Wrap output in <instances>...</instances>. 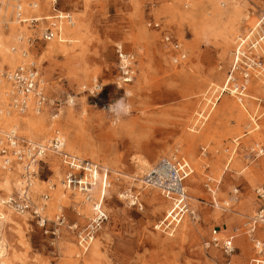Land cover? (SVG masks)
<instances>
[{
	"label": "rangeland",
	"instance_id": "1",
	"mask_svg": "<svg viewBox=\"0 0 264 264\" xmlns=\"http://www.w3.org/2000/svg\"><path fill=\"white\" fill-rule=\"evenodd\" d=\"M50 1L47 11L42 7L26 18L43 20L54 15ZM222 1L57 0L52 4L54 10L71 15L72 30L77 27L72 40L63 42V49L54 40L34 42L35 34L39 37L40 30L52 27L46 19L37 27L27 24L29 31L20 30L21 44L29 54L27 64L37 65L48 103L41 112L43 127L16 133L39 143L52 139L57 129L65 140V152L106 168L110 177L104 197L108 221L95 238L99 255L91 259V247L81 255L74 233L67 228L61 227L55 239L30 214L17 215L19 211L13 210L10 221L0 220V243L6 249L0 264H73L70 252L81 255L76 259L80 264H222L220 249L207 246L213 228L232 236V243L235 238L236 264H248L255 257L252 239L264 242V227L255 229L251 238L246 224L257 208L254 190L264 187V157L249 155L255 144L264 147V104L253 101L261 98L258 83L250 87L243 107L223 95L208 112L201 108L207 93L224 80L235 38L252 24L263 3L251 0L255 7L249 0H227L221 7ZM235 2L242 20L227 41L225 30ZM10 25H0V31L10 34L20 29ZM165 36L179 43L184 60L174 63L176 53ZM116 45L134 57V78L121 86L117 85ZM17 66L5 67L4 72L12 73ZM94 82L102 86L97 105L84 91ZM7 83L8 78L3 86ZM71 99L73 105L68 103ZM28 113L18 114L25 117ZM40 131L46 135L40 136ZM179 157L192 169L185 191L193 215L185 217L168 236L154 227L170 202L147 187L143 177L158 160ZM141 161L148 164L143 173L138 169ZM16 165L0 168V198L18 196L14 182L21 177L15 172ZM38 167L28 196L40 204L42 196L48 195L44 210L48 229L57 214L68 225L84 227L91 213L83 216L52 194L51 187L56 188L65 174L60 158L47 154ZM129 192L138 196L142 210L125 201L124 194Z\"/></svg>",
	"mask_w": 264,
	"mask_h": 264
},
{
	"label": "built area",
	"instance_id": "2",
	"mask_svg": "<svg viewBox=\"0 0 264 264\" xmlns=\"http://www.w3.org/2000/svg\"><path fill=\"white\" fill-rule=\"evenodd\" d=\"M256 1H261L263 7L257 8L253 21L254 28L250 31L246 30L237 37L230 53L232 60L226 70L220 90L217 91V94L219 93L218 97L224 94L234 98L238 104L244 102L250 93L249 91H251L250 87H254V82L255 84L258 82L257 88L261 91V98L255 97L253 101L257 102L258 105L264 104V0ZM249 2L255 6L253 1L249 0ZM16 14L18 20L21 21V13L17 11ZM37 23V19L32 17L30 24L37 27ZM155 26L158 27V25ZM52 37L53 33H51L50 29L40 30L39 37L35 35L34 42L42 41L46 43ZM164 40L171 45L176 53L174 63L185 59V55L180 51L177 41L172 40L169 36H165ZM115 52L119 62L117 85L129 84L135 75L133 68L134 57L125 53L121 45L115 46ZM8 82H10L11 88V106L17 113L23 114L28 109L30 102L39 110H42L48 103V98L41 87L40 74L35 63L17 66L10 73ZM95 85H98V87ZM84 91L93 98L95 105L100 104L102 86L94 82L90 87H84ZM216 103L217 101L214 102V104ZM210 107L213 108L214 105ZM57 137L58 135L56 134L49 144L40 145L25 140L15 130H11L4 136V143L0 141V168L5 170L8 167L10 169L14 164H18L21 166L24 175L27 173V175H33V173L36 174L38 172V163L42 158L47 154H52L58 156L65 167L64 181L67 187H77L78 191L83 192L94 185L100 184V177L103 176L102 189H105L104 183L106 176H109V171L102 169L97 163L92 164L82 161L77 156L68 154ZM249 155L253 158L264 157V149L254 146L251 150L249 149ZM31 167H34V169L30 170ZM190 174L191 170L185 159L162 158L144 175L143 183L147 187L158 190L161 196L170 202L164 217L154 227L156 230L165 234H172L185 217L193 215L187 204L188 198L184 186V182ZM95 175L96 178L99 177V180H96ZM108 188L109 186L106 189L108 190ZM254 194L259 202V207L246 224L249 236L253 235L257 226L264 225V188H256ZM42 197V204H34L30 197L26 196L20 202L18 201L19 203L12 200V206L19 212L30 214L32 218L37 220L38 226L44 230V233L51 235L55 239L60 236L61 227L67 228L74 233L77 244L83 251L87 250L90 241L97 236L100 229L108 221V214L103 206L104 204L94 202L92 204L94 209L92 210L91 218L87 219L84 227L78 228L77 224L68 225L65 217L62 214H57L52 222L53 227L49 230L46 225V217L44 216L48 195H43ZM125 201L128 202L130 207L142 210V204L139 202L138 196L133 193L130 197L125 198ZM252 240L254 242L255 257L248 264H264V248L259 244V240ZM207 246L220 249L226 258L224 264L231 263L235 247L230 238L219 240L216 237H212Z\"/></svg>",
	"mask_w": 264,
	"mask_h": 264
},
{
	"label": "bare ground",
	"instance_id": "3",
	"mask_svg": "<svg viewBox=\"0 0 264 264\" xmlns=\"http://www.w3.org/2000/svg\"><path fill=\"white\" fill-rule=\"evenodd\" d=\"M28 1H30V2H28ZM28 1H24V0L23 1H21V0H0V25L8 26V24L9 25L11 24L13 26H18L20 28L19 30L18 29L16 30L15 28H13L15 30L10 34H5V33L0 31V141L2 143H3V137L5 134V131L8 129H10V131L11 130L16 131V130L22 129L25 132L26 131L32 132L33 130L34 131L39 130V128L43 127L42 126L43 121L41 120V119H43V117L41 116V112L43 109L42 110L36 109L33 106L32 102H30L28 109L24 112V113L29 112L28 115L25 117H23L24 115L20 116L18 113L12 111L14 109L11 106L12 100H10V98H9L10 97V91H11L10 84L7 83L8 84L7 86H3L4 80L9 77V73H10V72L9 73L4 72L5 67H7V69L9 68L11 70L17 64L19 66L20 65H27V59L29 58V54L26 53L24 46L21 44L22 39H23V33L20 30L25 29L27 31L29 28L27 26V24L30 27L33 26V24H30L31 18H26V17L30 13L41 11L42 7H44L46 9V11L48 9V2H47L48 0H40V2H36L37 0L36 1L28 0ZM56 1L57 0H51L49 2V4L51 3V6H52L51 9L52 10H54V8H53L54 5H52V4H55ZM225 1H227V0H223L220 3L221 7L225 6ZM238 5L239 4L236 2L232 5L233 10L231 12L229 26H228V29L225 30V38L227 39V41H231V37H233L236 34V32L239 29L240 24H241L240 21L242 20V18H241V16L239 17L240 11L238 10ZM17 11L21 13V21L18 20V18H17V14H16ZM52 12L54 13V15H52V16H54V19L56 21H61L62 24L66 25L68 27L73 25V19H72L71 15L65 14L62 12H57L56 10L52 11ZM13 14H14V20H11ZM66 18H68V20H66ZM243 18H244L243 19L244 21H249V17L243 16ZM44 19L50 21L49 23L52 25L51 28H46V29H50L51 33H53V37L51 38L50 41L54 40L55 43H58L60 45L61 49H63L64 48L63 42H68V41L72 40L71 36L76 33L77 27L74 26L73 30H72V28L60 27L62 24L61 25L56 24V22L53 21L51 16H45ZM253 21H252V24H250L248 26V28H246V30L250 31L251 29L254 28ZM17 22L19 23V25ZM37 22H43V20L38 18ZM20 24H26V26L20 25ZM246 30H244L238 36L242 35ZM36 32H37V30L35 31V33ZM237 37L234 40L233 47L236 43ZM231 60H232V58L230 57V61ZM31 63H34V62H31ZM95 86L98 87V85H95ZM41 87L43 88V85H41ZM218 90H220V87H217V89H213V90H211L210 93L209 92L207 93L209 96H207L206 99H204L205 104L203 105L201 110L208 112V110L210 109L209 108L210 106H213V105L216 106V104H214L215 101H219L222 99L224 94H222L221 96L218 97V95H219V93L217 94ZM68 103H69V105H73V103H74L73 99L69 100ZM240 105L243 107L242 103ZM244 110H245V108H244ZM199 115L200 114H198V116ZM249 117L254 122V119L251 118L250 115H249ZM55 118H57V115L51 117L52 120H54ZM53 122L50 123V126H52V128L54 126L52 124ZM254 130H257V129H254ZM10 131H8L6 133H9ZM44 132L45 131H43V132L40 131L39 135L40 136L46 135ZM59 132L60 131L57 129L54 130V134L58 135L57 138L62 142V145L64 148V141L65 140L60 135ZM50 140L51 139H48V140H46L47 142H39V143H34V144L45 145V144H49ZM254 146H257V144H255ZM259 148L264 149V147H261V146ZM70 150H72V149H70ZM79 159L82 161L89 162V161L81 159V158H79ZM89 163L93 164V162H89ZM147 166H148V164L146 162L141 161L139 163L138 169L141 173H143L144 170L147 168ZM33 169H34V167L30 168V170H33ZM102 169L105 170L106 168L102 167ZM21 170H22L21 166L16 165V171L15 172L17 173L18 176L21 177L20 179H17L14 182V186L16 187V192H17L18 196L10 197V198L9 197L0 198V220L10 221L12 215L14 214L13 210L17 211V209H14V207L12 206V200L20 202L21 199L26 198V196L29 197L28 196L29 190L27 189L28 186H32V187L35 186V184H34L35 182L32 181V178L35 176V173H33V175H31V174L27 175L28 173L26 175H23L24 172H23V174H21ZM35 171H36V168H35ZM8 173H9V171L4 173V175L7 176ZM95 178H96V175H95ZM102 178H103V176L100 177V184L94 185L93 187L88 188V190H85L82 192V191H78L77 187H75V188L73 186L67 187L65 184V181H64V177H63V180L59 179L56 188L51 187V189H53L52 194L55 195V198L57 201L61 202L64 205L73 206L74 208H76V210L80 214H83L87 217V215L90 214L92 212V210L94 209V207L92 206V204L94 202L101 203L102 205L104 204V197H105L106 190H107L106 188L108 187V179L110 177L108 175L106 176V179H105L106 181L104 183L105 189H102ZM97 179L99 180V177L96 178V180ZM3 185H4L3 186L4 189L7 191L8 185H9L8 177H5V183H3ZM32 187H29V188H32ZM151 189H153V188H151ZM95 190H96V193H94ZM154 190H156V189H154ZM209 192H210V190H209ZM130 196H131V194H125L124 198H126V197L128 198ZM147 200H149L150 202H153L151 198H147ZM42 202L43 201L41 200L40 204H42ZM20 214H24V213L23 212L17 213V215H20ZM179 225L180 224L177 225V228ZM101 229H100V231H101ZM172 235H173V233L171 235H168V236H172ZM96 237L97 236H95V238ZM95 238L90 241L88 248H87V250H88L90 245H91V249L89 251V257L91 259H94L95 257H97L99 255V250H100L99 240H95ZM251 238H252V236H251ZM230 239L232 241V238H230ZM259 244L261 246H263V248H264V242L259 241ZM76 246H77L79 253L81 255H84L87 252V250L83 251L81 249V247L78 246V244ZM5 253H6V249L4 248V246L1 242L0 243V257L3 258ZM80 254L78 256L76 254L72 256V252L69 253L70 259L72 260L73 264H80L81 261L76 260V259H79ZM263 257H264V252H263ZM230 264H235V263L232 260Z\"/></svg>",
	"mask_w": 264,
	"mask_h": 264
},
{
	"label": "crops",
	"instance_id": "4",
	"mask_svg": "<svg viewBox=\"0 0 264 264\" xmlns=\"http://www.w3.org/2000/svg\"><path fill=\"white\" fill-rule=\"evenodd\" d=\"M56 4V3H55ZM52 11H55V10H52ZM50 15V14H49ZM43 17V16H42ZM51 17H52V19H54V16H52L51 15ZM44 20V19H43ZM55 20V19H54ZM45 21V20H44ZM55 22V21H54ZM60 23V24H59ZM56 24H58V25H61L62 23H61V21H56ZM73 25H74V21H73ZM73 25L72 26H70V27H68V26H66V25H64V24H62L60 27H63V28H72L73 27ZM29 27V26H28ZM28 40H31V38L30 37H28L27 39H26V41L28 42ZM42 82V81H41ZM43 85V84H42ZM257 86V85H256ZM43 90H44V88H43ZM179 158H183V159H185L184 157H179ZM186 160V159H185ZM159 161V160H158ZM186 162H187V160H186ZM188 163V162H187ZM155 165V164H154ZM153 165V166H154ZM188 165H189V163H188ZM189 167H190V165H189ZM9 169V168H8ZM150 170V169H149ZM148 170V171H149ZM190 170H191V174H192V169H191V167H190ZM190 174V175H191ZM190 175L186 178V180L190 177ZM185 180V181H186ZM184 186H185V182H184ZM264 188V187H263ZM94 193H96V190L94 191ZM10 197V196H9ZM11 197H12V195H11ZM255 204H256V210H255V212L257 211V209H258V207H259V202H258V200L255 198ZM91 214H92V212H91ZM84 216V215H83ZM259 227H260V229L262 228V227H264V225H259V226H257L255 229H257L258 228V230H259ZM175 232V231H174ZM173 232V233H174ZM223 232H225V231H222V230H219V229H216V228H213L212 229V231H211V233H210V238H209V241L211 240V238L212 237H216L217 239H219V240H224V239H227V238H231L232 236H228V235H224V233ZM168 235H171V234H168ZM256 235H257V233H256ZM235 239V238H234ZM234 239H233V243H234V247H235V253H234V255L231 257V261L233 260V258H234V263L236 264L237 263V260H235V259H237V253H236V251H237V247H236V245H235V241H234ZM92 244V243H91ZM90 247H91V245H90ZM89 247V248H90ZM76 248H77V246H76ZM87 252H88V250H87ZM79 255V253L77 254V256ZM222 255V259H223V263L222 264H224V262H225V260H226V258L223 256V254H221ZM79 257H81V255L79 256Z\"/></svg>",
	"mask_w": 264,
	"mask_h": 264
}]
</instances>
